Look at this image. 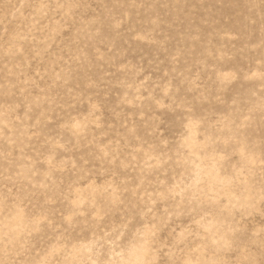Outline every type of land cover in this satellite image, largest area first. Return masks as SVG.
Masks as SVG:
<instances>
[{
    "label": "rangeland",
    "instance_id": "obj_1",
    "mask_svg": "<svg viewBox=\"0 0 264 264\" xmlns=\"http://www.w3.org/2000/svg\"><path fill=\"white\" fill-rule=\"evenodd\" d=\"M141 246L264 264V0H0V264Z\"/></svg>",
    "mask_w": 264,
    "mask_h": 264
},
{
    "label": "bare ground",
    "instance_id": "obj_2",
    "mask_svg": "<svg viewBox=\"0 0 264 264\" xmlns=\"http://www.w3.org/2000/svg\"><path fill=\"white\" fill-rule=\"evenodd\" d=\"M208 166V165H207ZM209 167V166H208ZM212 167V166H211ZM204 168V167H203ZM210 170V169H209ZM206 172V170L204 171V173ZM208 172V170H207ZM215 176V179L216 180V176L217 175H214ZM206 177V176H205ZM211 178V177H210ZM212 180V179H211ZM213 181V180H212ZM218 181V180H216ZM220 181V180H219ZM223 181V180H222ZM210 182V181H209ZM224 182V181H223ZM211 184V183H209ZM212 184H214V181L212 182ZM216 185V183H215ZM210 186V185H209ZM212 186V185H211ZM214 186V185H213ZM144 253H145V248L144 246H141V247H138L137 250L133 251L128 257L129 259L133 262V264H141L142 263V259H143V256H144Z\"/></svg>",
    "mask_w": 264,
    "mask_h": 264
}]
</instances>
